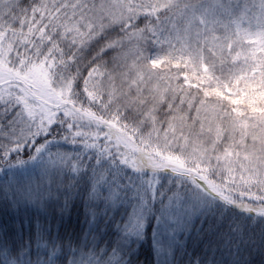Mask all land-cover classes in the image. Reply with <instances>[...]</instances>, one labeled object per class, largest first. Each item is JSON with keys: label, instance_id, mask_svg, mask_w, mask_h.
Segmentation results:
<instances>
[{"label": "snow or ice", "instance_id": "obj_1", "mask_svg": "<svg viewBox=\"0 0 264 264\" xmlns=\"http://www.w3.org/2000/svg\"><path fill=\"white\" fill-rule=\"evenodd\" d=\"M0 171L11 207L83 189L88 224L0 226V264H135L206 222L189 264H264V0H0Z\"/></svg>", "mask_w": 264, "mask_h": 264}, {"label": "trees", "instance_id": "obj_2", "mask_svg": "<svg viewBox=\"0 0 264 264\" xmlns=\"http://www.w3.org/2000/svg\"><path fill=\"white\" fill-rule=\"evenodd\" d=\"M65 181L60 193L56 192L54 188V199L50 201L48 196L45 201H48L44 206H32V205H19L18 208L11 207L8 202L3 199V193L0 192V226H7L9 235H12L15 224L20 221H35L39 216L42 223L46 226L51 225L53 233L59 230V234L62 238L72 237L73 240L78 241L83 232L87 230L88 224L85 222V207L84 200L81 199L85 195L83 189H81L80 195H76V189H73L69 194L70 209L61 213V209L65 203V191L67 184ZM2 185V184H1ZM58 197V198H57ZM111 213V212H110ZM109 213V214H110ZM119 214H117V217ZM103 220L100 221L103 222ZM197 227L200 225V221L196 222ZM209 223H204L203 231L199 234L193 230L192 236H186L182 246L177 247L173 254V264H189V261L193 259L192 253L195 252L198 255H203L206 246L210 242L215 241V237L208 233ZM29 231L27 226L24 228V239L27 240ZM90 237H88L89 239ZM35 249V245H33ZM111 251V248H109ZM219 256V253H217ZM135 264H158L157 256L152 251L149 245H145L140 249L137 257H134Z\"/></svg>", "mask_w": 264, "mask_h": 264}, {"label": "rangeland", "instance_id": "obj_3", "mask_svg": "<svg viewBox=\"0 0 264 264\" xmlns=\"http://www.w3.org/2000/svg\"><path fill=\"white\" fill-rule=\"evenodd\" d=\"M4 183V176H3V172L0 171V185ZM45 185H47V181L45 180ZM54 188L55 186H53V191H52V197L54 199V196H56V194H53L54 192ZM43 197L46 198L48 196L47 191H45L44 193H42ZM48 200V199H46ZM21 206H25L23 203L20 204ZM111 215V213L109 214ZM119 219V217L117 218V220ZM103 219H99V226L102 230L107 231V235H104L102 239L99 240V245L102 247L105 243V241H115L116 237L113 235V227L114 226H109L106 230L103 228L105 220L103 222L100 223V221ZM187 235H183V236H178L177 237V242L180 246H182V244L184 243V238ZM89 241H91L92 239V234L89 235ZM184 237V238H183ZM179 246V247H180ZM111 248V247H109ZM176 250V248H175ZM174 250V251H175ZM157 256V260H158V264H166V262H168V264H173V253H167V254H161V255H156Z\"/></svg>", "mask_w": 264, "mask_h": 264}]
</instances>
